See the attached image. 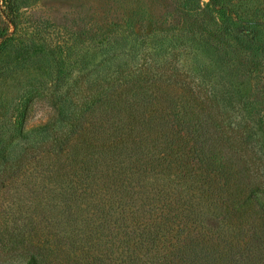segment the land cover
Segmentation results:
<instances>
[{"label":"trees","instance_id":"obj_1","mask_svg":"<svg viewBox=\"0 0 264 264\" xmlns=\"http://www.w3.org/2000/svg\"><path fill=\"white\" fill-rule=\"evenodd\" d=\"M11 15L0 10L6 40ZM158 45L95 41L79 58L90 65L57 97L61 124L42 141L41 161L59 174L45 227L63 221L76 231L72 245L92 234L75 263L264 264V154L237 113V91L229 77L221 84V74L204 80L172 56L161 61L179 50ZM215 47L205 48L214 71L226 64ZM33 247L23 264H48Z\"/></svg>","mask_w":264,"mask_h":264},{"label":"rangeland","instance_id":"obj_2","mask_svg":"<svg viewBox=\"0 0 264 264\" xmlns=\"http://www.w3.org/2000/svg\"><path fill=\"white\" fill-rule=\"evenodd\" d=\"M0 10L15 21L9 39L0 36V264H23L33 246L48 264L84 262L74 255H85L92 234L72 245L67 236L76 231L63 221L45 227L44 206L59 174L41 157L42 141L61 124L57 97L87 70L89 61L79 58L91 55L95 41L172 45L179 52L161 61L173 57L175 69L204 80L221 74V84L229 77L237 113L264 154V0H0ZM196 44L195 58L189 50ZM215 44L226 64L214 71L205 48ZM261 165L264 176V157Z\"/></svg>","mask_w":264,"mask_h":264}]
</instances>
